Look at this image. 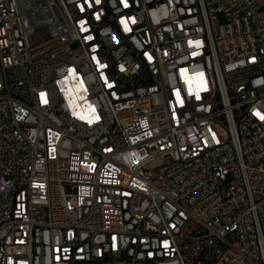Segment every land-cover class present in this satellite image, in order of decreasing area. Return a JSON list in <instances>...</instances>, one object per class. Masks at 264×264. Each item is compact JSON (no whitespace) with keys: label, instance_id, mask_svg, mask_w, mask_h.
<instances>
[{"label":"built area","instance_id":"2783aa9c","mask_svg":"<svg viewBox=\"0 0 264 264\" xmlns=\"http://www.w3.org/2000/svg\"><path fill=\"white\" fill-rule=\"evenodd\" d=\"M261 116L264 0H0V264H264Z\"/></svg>","mask_w":264,"mask_h":264},{"label":"snow or ice","instance_id":"6c2138e0","mask_svg":"<svg viewBox=\"0 0 264 264\" xmlns=\"http://www.w3.org/2000/svg\"><path fill=\"white\" fill-rule=\"evenodd\" d=\"M257 115H260V114H259V113H257ZM260 118H261V119H264V116H261Z\"/></svg>","mask_w":264,"mask_h":264}]
</instances>
